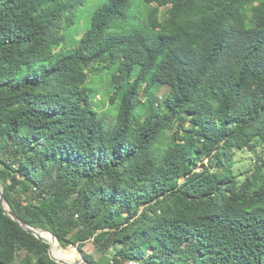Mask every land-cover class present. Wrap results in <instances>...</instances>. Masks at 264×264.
<instances>
[{
	"label": "trees",
	"instance_id": "trees-1",
	"mask_svg": "<svg viewBox=\"0 0 264 264\" xmlns=\"http://www.w3.org/2000/svg\"><path fill=\"white\" fill-rule=\"evenodd\" d=\"M87 1L0 0V182L16 215L89 264V231L109 264H264V156L243 183L232 171L235 146L264 148V0H140L138 17L136 0H107L77 39ZM97 69L111 123L86 88ZM156 84L170 92L141 114ZM50 247L0 199V264H58Z\"/></svg>",
	"mask_w": 264,
	"mask_h": 264
},
{
	"label": "rangeland",
	"instance_id": "rangeland-1",
	"mask_svg": "<svg viewBox=\"0 0 264 264\" xmlns=\"http://www.w3.org/2000/svg\"><path fill=\"white\" fill-rule=\"evenodd\" d=\"M107 0H88L86 5L81 8L79 11L80 23L73 30V34L77 35L76 38L80 39L83 35L84 30H86L90 23L89 20L94 12V10L105 3ZM257 3L255 2V6ZM141 3L140 0H136L131 11L133 16L138 17L141 14ZM164 12V10H163ZM254 16V10L252 12V17ZM139 21L134 17L128 25L129 28L134 27L135 24H138ZM70 45V44H69ZM86 88L91 95V102L94 107L100 111L103 115L106 116L109 123L114 122L117 109L113 106L111 98L113 96V90L110 83L109 76L101 70H95L89 74V80L87 82ZM170 87L163 84H156L152 86L149 90H144L142 92V99L144 104L140 108V113L145 114L149 104L157 103L158 101H163V99L169 94ZM264 156V148L262 146H257L254 148V145H248L246 142L235 146L232 150V159L234 165L232 168L233 174L237 177L238 181L241 183L245 182V179L249 176H255L259 172V156ZM209 160L204 161L205 164H208ZM201 169V166L198 167ZM20 193H23L20 191ZM98 227V225H97ZM99 233V232H98ZM97 233V234H98ZM96 234V235H97ZM89 238L86 241V246L84 251L89 255L92 261H95L97 264H109L112 262V254H105L100 251L94 242L96 235L91 236L89 231L86 234ZM69 252L66 256L69 262L77 263L83 259V254L78 250V246H71L68 249Z\"/></svg>",
	"mask_w": 264,
	"mask_h": 264
},
{
	"label": "water",
	"instance_id": "water-1",
	"mask_svg": "<svg viewBox=\"0 0 264 264\" xmlns=\"http://www.w3.org/2000/svg\"><path fill=\"white\" fill-rule=\"evenodd\" d=\"M0 199L2 202V206L5 209L6 213L8 214V216L13 219L15 222H17L18 224H20V226L27 231L28 233L36 236L38 239H41L43 241H47L48 243L51 244V241L53 240H57V238L50 232L39 229V228H34L31 227L29 225H27L25 222H23L22 220L19 219V217L16 215V213L14 212V210L12 209L10 203L8 202V200L6 199L5 195H4V188L0 182ZM43 234H49L51 236V239L48 237H45ZM59 243V242H58ZM79 250V249H78ZM50 256L51 258L58 264H89L88 261L86 260L85 257H83V259L80 262L77 263H72L63 259H58L54 256L53 251H52V244L50 247Z\"/></svg>",
	"mask_w": 264,
	"mask_h": 264
},
{
	"label": "bare ground",
	"instance_id": "bare-ground-1",
	"mask_svg": "<svg viewBox=\"0 0 264 264\" xmlns=\"http://www.w3.org/2000/svg\"><path fill=\"white\" fill-rule=\"evenodd\" d=\"M43 235H44L45 237H48V238L51 239V236H50L49 234H43ZM51 244H52V246H53L54 248H56L58 251H60V252L62 253V255H63V260L68 261V258H67L66 256L68 255L67 252H69V251L63 249V248L60 246V244H59L56 240L51 241Z\"/></svg>",
	"mask_w": 264,
	"mask_h": 264
},
{
	"label": "built area",
	"instance_id": "built-area-1",
	"mask_svg": "<svg viewBox=\"0 0 264 264\" xmlns=\"http://www.w3.org/2000/svg\"><path fill=\"white\" fill-rule=\"evenodd\" d=\"M130 264H134V263H130Z\"/></svg>",
	"mask_w": 264,
	"mask_h": 264
}]
</instances>
